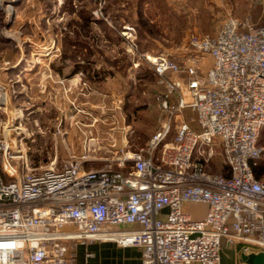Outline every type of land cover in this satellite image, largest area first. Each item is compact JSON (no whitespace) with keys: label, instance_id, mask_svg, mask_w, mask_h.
<instances>
[{"label":"built area","instance_id":"obj_1","mask_svg":"<svg viewBox=\"0 0 264 264\" xmlns=\"http://www.w3.org/2000/svg\"><path fill=\"white\" fill-rule=\"evenodd\" d=\"M187 44L180 61L147 57L168 121L139 150L100 169L85 168L88 155L32 169L12 165L18 143L0 139V264H73V245L95 242L138 248L141 264H221L224 241L264 254V181L252 168L264 158V27L227 14ZM217 156L227 176L209 171Z\"/></svg>","mask_w":264,"mask_h":264},{"label":"rangeland","instance_id":"obj_2","mask_svg":"<svg viewBox=\"0 0 264 264\" xmlns=\"http://www.w3.org/2000/svg\"><path fill=\"white\" fill-rule=\"evenodd\" d=\"M66 2L0 0V139L18 143L12 165L20 168H60L88 155L85 168L100 169L139 150L168 121L157 102L166 87L147 57L186 54L191 35L209 34L211 21L220 24L227 14L264 27V0H197L202 9L193 17L171 0H84L83 18ZM141 3L146 26L139 23ZM151 4L153 21L144 13ZM82 29L92 54L64 40ZM88 61L95 62L90 71ZM194 116L182 115L189 122ZM259 143L264 147V130ZM209 171L227 173L221 156Z\"/></svg>","mask_w":264,"mask_h":264},{"label":"crops","instance_id":"obj_3","mask_svg":"<svg viewBox=\"0 0 264 264\" xmlns=\"http://www.w3.org/2000/svg\"><path fill=\"white\" fill-rule=\"evenodd\" d=\"M173 2L178 1L179 2V9L181 12L183 11L184 14H189L190 16L199 15V11L202 9V4H198L197 0H171ZM195 1V2H194ZM201 1V0H200ZM206 1V0H205ZM225 1V0H221ZM157 2V0H156ZM212 4V3H210ZM205 5H208L205 3ZM205 9H209L213 7L205 6ZM222 5V3L220 4ZM151 5H148L145 8V16H147L151 21L154 20V18L157 16L158 13L152 12ZM220 9H222L221 6H219ZM235 17H237L235 15ZM239 18V17H237ZM241 19V18H239ZM243 20V19H242ZM214 21H211V25L209 28L205 31L209 33V35H214L217 30L220 27V24H212ZM193 25V29L195 32H197L198 25L197 24H191ZM180 54V53H176ZM182 55L176 57L177 61H180ZM207 66H210L211 61L207 60ZM188 111V110H187ZM192 128L195 130H198V126L196 124H191ZM173 137L170 139L172 140ZM211 168V165L210 167ZM186 211L189 212L193 219L195 220H201L206 217L208 208L204 205H189L186 208ZM73 251H74V263L73 264H141V250L135 247H128V248H122L118 246L114 242H95L93 244H90L88 246L80 245V244H74L73 245ZM91 253L93 257L88 258L87 254ZM222 258H221V264H247L243 257V253L241 250V247H232L229 246L228 243L225 241L222 245Z\"/></svg>","mask_w":264,"mask_h":264},{"label":"trees","instance_id":"obj_4","mask_svg":"<svg viewBox=\"0 0 264 264\" xmlns=\"http://www.w3.org/2000/svg\"><path fill=\"white\" fill-rule=\"evenodd\" d=\"M88 7H89V4H84V0H67V2L65 3V9L70 8L69 11L71 10L72 12H78L79 11V14L81 15L82 18L86 17L87 12H85L84 9L88 8ZM142 10H143V4L141 3L140 7H138L139 23L146 26V25H148L149 22L145 19ZM96 24L101 25V26L105 25L102 20H99ZM73 35H75V38H73V39L71 37H69V35H66L64 38L65 42H67V44H68V47L75 46L78 48V50H81V51L87 50L88 54H92V52L90 50V46L88 45V42H86L80 38L81 37L80 35H83V29L74 32ZM117 35H119V34H117ZM108 38L111 39V36H108ZM119 39H121V38H119ZM93 63L95 64L94 61H91V62L88 61V63H86L87 66L85 68L87 69V71H88V69L90 71L91 68H89V67H92V65H94ZM252 168H253V172H254L256 178L260 181H264V159L261 158L255 162H253ZM224 175L227 176L228 174L226 173Z\"/></svg>","mask_w":264,"mask_h":264},{"label":"water","instance_id":"obj_5","mask_svg":"<svg viewBox=\"0 0 264 264\" xmlns=\"http://www.w3.org/2000/svg\"><path fill=\"white\" fill-rule=\"evenodd\" d=\"M249 257L250 256H245V255L243 257L244 261L247 264H264V254L254 255V258L251 262H249Z\"/></svg>","mask_w":264,"mask_h":264}]
</instances>
